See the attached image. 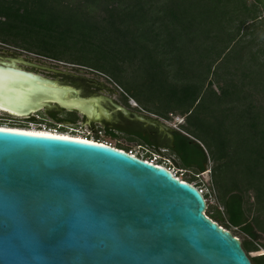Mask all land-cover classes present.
<instances>
[{"label": "trees", "instance_id": "obj_1", "mask_svg": "<svg viewBox=\"0 0 264 264\" xmlns=\"http://www.w3.org/2000/svg\"><path fill=\"white\" fill-rule=\"evenodd\" d=\"M263 13L264 0H0V44L101 73L154 114L183 117L166 147L194 174L211 162L223 214L207 216L239 230L247 256L264 249Z\"/></svg>", "mask_w": 264, "mask_h": 264}, {"label": "water", "instance_id": "obj_2", "mask_svg": "<svg viewBox=\"0 0 264 264\" xmlns=\"http://www.w3.org/2000/svg\"><path fill=\"white\" fill-rule=\"evenodd\" d=\"M28 67L41 68L0 57V112L76 111L89 130L109 119L98 99ZM206 209L192 184L123 150L0 128V264H252Z\"/></svg>", "mask_w": 264, "mask_h": 264}, {"label": "flooded vegetation", "instance_id": "obj_3", "mask_svg": "<svg viewBox=\"0 0 264 264\" xmlns=\"http://www.w3.org/2000/svg\"><path fill=\"white\" fill-rule=\"evenodd\" d=\"M43 59L50 60L52 62L64 63L47 58ZM26 60L38 67H41H28L33 72L36 70L49 73L51 76H49L48 79L57 80L60 83L76 87L80 91L81 96L84 98H95L99 100L100 105H102L110 113V117L108 120L102 117L98 121L90 122L89 127L91 130L99 129V131H102L104 134H108L114 138L118 135H126L141 144L152 143L155 145L154 147L156 149L162 148L165 151H168L166 146H169L172 149L174 148L176 130L172 128L173 131L169 132L173 136V140H170L162 129L163 126L170 127L168 123L169 120L165 118L164 115L160 116L154 114L152 112V106L148 102L144 104L142 101L137 100V98L133 96L132 91H124L122 87L115 84L109 77L97 72L86 74L63 73L57 70L56 65L53 63H40L42 62L40 60L32 62L27 58ZM86 75H92L95 77L103 76L105 78L102 80L115 84L119 91L117 89H111L101 82H97L94 78H87L85 77ZM132 103H135V105ZM113 105L124 108L128 112V117L122 114ZM94 106L95 114L98 115L99 111L95 104ZM6 115L13 117L9 114ZM37 115L39 116L40 121L48 126L62 123L68 128L71 125H75L77 122H81L83 124L88 123L86 116L79 112H67L57 108L52 110H42L37 112ZM56 131L60 132L59 130Z\"/></svg>", "mask_w": 264, "mask_h": 264}, {"label": "rangeland", "instance_id": "obj_4", "mask_svg": "<svg viewBox=\"0 0 264 264\" xmlns=\"http://www.w3.org/2000/svg\"><path fill=\"white\" fill-rule=\"evenodd\" d=\"M264 14V13H263ZM259 28H264L263 26H260ZM0 57H21V58H27L29 61L32 62H37V60H40L46 63H53L56 65V69L61 71V72H65V73H69V74H86V73H92V71H90L87 68L84 67H80L77 65H72V64H68V63H58V62H52L50 60H45L39 56H36L34 54L31 53H27L18 49H15L13 47L10 46H6V45H2L0 44ZM138 75H135L134 77V82L136 84L138 78ZM85 77L87 78H91V79H96L97 82H101L103 84H105V86L111 88V89H117L115 84L108 82V81H104L102 79H104L105 77L103 76H99V77H95L92 75H86ZM119 91V89H117ZM157 94H160L157 91H154L153 96L154 98H157L158 96H156ZM144 103H145V99L142 98ZM169 123L172 125H175L174 127L170 125L171 128H173L174 130H179V124L183 123V117L177 115V114H173V116L169 119ZM0 126H8V127H13V128H25L27 125L23 124L22 122H20L19 120L15 119L14 117H10L8 115H6L3 112H0ZM56 125H52L50 126L51 129L55 128ZM175 127H177L175 129ZM62 134H69L71 136H77V137H86L89 138L91 140L94 141H99L105 144H108L112 147H116L118 144H121L122 146H127L129 147L130 153L132 155H134L135 157H138L139 159L142 158H146V159H152L154 160L155 163L157 164H162L164 167H167V169H170V171L176 175V177H178L181 180H185V179H189L190 177H194V179L191 181V184L193 186H196L198 188V190H200L202 192L203 195L207 196V207L209 208V212L210 214L213 213H220L223 214V208L220 205V203L217 201L216 199V192L213 189L212 183H211V176H210V169H211V162L207 163V169L206 171H204L203 173L200 174H194L193 170H185L184 168H182L181 166V162L180 160L174 156L172 153L168 152V151H164L163 149H160V153L163 156L157 155L156 153H153L152 149H149L147 146H145L144 144H141L138 141H134L132 140L130 137L126 136V135H118L116 138L106 135L104 134V132L99 131V129H96L94 131H91L88 129V127L86 125L82 126L81 122H77L75 125H71L68 128H63V129H58ZM57 132V131H56ZM58 132V133H60ZM169 157L175 162L176 166H173L172 162L170 161ZM207 215V213H206ZM224 228V227H223ZM225 229V228H224ZM228 231L231 234L236 235V237L239 239V241L242 243L244 240H246L247 238L241 234L239 232V230L235 229V228H228ZM259 242L260 243H264V238H259ZM264 255V249L259 248L258 252H249L247 253V256L249 258H253L256 256H262ZM261 264H264V259L259 260Z\"/></svg>", "mask_w": 264, "mask_h": 264}, {"label": "built area", "instance_id": "obj_5", "mask_svg": "<svg viewBox=\"0 0 264 264\" xmlns=\"http://www.w3.org/2000/svg\"><path fill=\"white\" fill-rule=\"evenodd\" d=\"M133 105H135V103H132ZM15 119L19 120L20 122H22L23 124L27 125L26 128H31V129H37V130H41V131H45V130H48V131H51L53 130L52 132H56L55 130H58V129H63V128H67L64 124L62 123H58L56 124V127L51 129L50 126L46 125L45 123H42L40 121V118L39 116L37 115V113H34V114H31L30 116H27V117H15L13 116ZM169 123V122H168ZM175 126V125H172L169 123V126ZM177 127H175L176 129ZM105 144V143H104ZM165 151V150H164ZM131 154V153H129ZM159 155V154H157ZM147 161V160H146ZM149 162H151L152 164L154 165H158L157 163L154 162V160H148ZM170 170V169H169ZM175 176V174H174ZM181 180V179H180ZM200 191V190H199ZM200 193L202 194V192L200 191Z\"/></svg>", "mask_w": 264, "mask_h": 264}, {"label": "bare ground", "instance_id": "obj_6", "mask_svg": "<svg viewBox=\"0 0 264 264\" xmlns=\"http://www.w3.org/2000/svg\"><path fill=\"white\" fill-rule=\"evenodd\" d=\"M0 128L13 130V131L26 132V133H30V134H36V135L59 136V137H64V138H74V139H77V140H85V141L95 142L94 140H91V139L86 138V137L85 138L84 137L81 138V137H77V136H71V135L66 134V133L62 134V133L52 132V131H48V130L41 131V130L31 129V128H13V127H8V126H0Z\"/></svg>", "mask_w": 264, "mask_h": 264}]
</instances>
